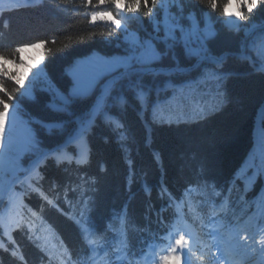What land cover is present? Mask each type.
<instances>
[{
	"label": "trees",
	"instance_id": "obj_1",
	"mask_svg": "<svg viewBox=\"0 0 264 264\" xmlns=\"http://www.w3.org/2000/svg\"><path fill=\"white\" fill-rule=\"evenodd\" d=\"M216 2L214 11L208 0H148L147 7L142 0L137 16L129 12L130 25L153 38L154 22L162 37L165 16L175 20L194 52L200 47L196 33L187 37L193 23L202 34L208 20L215 35L204 42L203 55H188L184 43L166 51L154 39L166 55L151 65L181 73L125 75L78 141L43 158L7 197L16 175L0 179V264H90L92 247L108 264L120 263L122 250L137 261L146 243L160 239L179 217L181 201L191 221L225 201L219 216L242 231L231 254L241 264H261L264 58L263 41L253 42L264 32V0L250 14L242 9L245 18L232 25L222 14L228 0ZM90 8L79 0H0V54L17 61L16 48L45 43L47 78L54 91L68 95L74 82L67 70L76 60L126 49L113 25L89 22ZM255 25L263 26L248 38ZM0 79L10 93L17 89L6 129L12 135L21 125L31 131L27 167L77 134L108 80L56 113L49 90L27 97L14 80ZM16 152L0 138L1 164H10ZM191 188L195 193H188Z\"/></svg>",
	"mask_w": 264,
	"mask_h": 264
},
{
	"label": "rangeland",
	"instance_id": "obj_2",
	"mask_svg": "<svg viewBox=\"0 0 264 264\" xmlns=\"http://www.w3.org/2000/svg\"><path fill=\"white\" fill-rule=\"evenodd\" d=\"M79 1L86 3V0H79ZM92 4H93L92 8L87 10V15L89 18L91 16V14H93V13L112 12L114 17L116 19H118L120 24H121V27L118 30L121 32L124 41H125L126 35L137 37V38H139V40L141 42H143L145 40H151L153 43V46L155 47L157 52L160 53V56L162 57V56L166 55V53H162L160 51L159 46L155 42L154 38L151 37L149 34H147V32L144 30L146 32L145 33L143 31V28H141V27L140 28H134L130 25L131 22H129V20H127V19L131 15H129V11L127 10L126 6L122 10H117L110 4L106 5V6L96 7L97 2L94 3V0H92ZM235 10H236L235 5H233V8L230 9V11H235ZM137 13H138V11L134 12L132 15L135 17V16H137ZM120 16H122L124 18H121ZM126 17H128V18L126 19ZM226 20H227V23H228V21H231L232 22L231 25L237 24V22L239 21V19L236 18L235 16L227 17ZM96 23L111 24L110 22H102V21H97ZM111 25H113V24H111ZM206 26H208L209 29L212 32H214V28L211 25V23L208 22V20H207ZM261 37H264V32L258 33V35H257V37L253 43L255 44V42H257L258 39H261ZM262 44H264V41ZM124 51L125 52L121 55H115V56H111V57L104 56V55L100 54L99 52H93L91 55H89L87 57L80 58V59L76 60V62L67 70L68 74L70 75V77L72 78V80L74 82V85L71 88L70 92L73 89H81L84 92L83 96H87L93 92V90L97 87V85L99 84V82L102 78L107 77L108 80H107V82L103 88V91H102V93H103L104 90L106 89V87L111 83V80L113 79V77L116 76V75L115 76H112V75L116 74V73H117V75H119V74L124 72V69H122L119 66L118 62L121 61L128 52V44L127 43H126V49ZM15 63L17 65H20L21 63H23V65H25V66H23V67L15 66L14 67L12 64H8V65H6V69L10 75H12L13 77H18L20 80L23 81V84H24L23 89H24L25 93L29 92V90H31L29 97H32L34 95V92H36L37 90L47 89L50 92H52V94H53V92H56V91H54L53 87L51 86V84L47 78L46 71L44 69V49H33V48L29 47L28 51H26L22 54V58H21V56H19V59L17 61H15ZM152 69H157V67L149 65L146 68L145 67H137V68L133 69V71H136L139 73H147L149 70H152ZM181 71L182 70H178V73H181ZM41 72H43V75L40 76L39 79H37V73H41ZM118 72H120V73H118ZM173 72L174 71H172V70H169L167 72L164 71V73H173ZM157 73H160V72H157ZM220 86H221V84L219 83V87ZM56 93H58V92H56ZM61 95L67 96L66 94H61ZM217 106H218V103L213 104V105L210 104V105H207L205 110L208 111V110L216 108ZM91 112H92V110H91ZM30 135H31V131L29 130L28 127H26L24 125H21L19 127L17 135H12L5 127L3 137H0V138L6 139V142L9 144L16 145L17 152L15 154L13 161L10 164L4 165V164L0 163V179L5 178V177L10 178V176L16 175L12 179V182H14V180H17L20 176H23L22 177V179H23L24 174L29 173L30 168H29V166L27 167L25 165L24 156L26 155V152H27L26 148L30 142ZM71 137H73V136H71ZM79 148H80V151H83L82 150L83 148L81 147V145ZM252 179H253V176H250L249 178H247V182L252 180ZM18 182L19 181H16V184ZM13 188H14V186H11V185L9 186L7 193L5 195L6 197L8 196V193ZM198 219L199 218H195V220H198ZM181 227L182 226L179 225L178 227L175 226L173 228V230H175L177 232L178 238L180 236H183L182 231H181L183 228H181ZM193 227L196 228V234L198 235L199 238H197V240H194L192 238H185V240L187 241V245L182 247V248L189 252L188 253L189 259H188L187 264H191L190 261L194 264H209L210 259H212V256H214L213 248H212V242L210 240V235L207 236L205 234V232H203V233L200 232L201 229L202 230L205 229V227L203 225H200V227L193 225ZM196 247H199V250H200L198 257H197V254L195 253ZM164 252H167V250H164ZM168 252H170V251H168ZM182 254H184V253H182ZM180 255L181 254H179V256ZM162 256H164L163 253H160V254L157 253V255L155 256L157 262L161 263V257ZM197 258H198V261L195 260ZM140 264H144V262H141ZM181 264H186V263H185V261L182 262V260H181ZM215 264H216V262H215Z\"/></svg>",
	"mask_w": 264,
	"mask_h": 264
},
{
	"label": "snow or ice",
	"instance_id": "obj_3",
	"mask_svg": "<svg viewBox=\"0 0 264 264\" xmlns=\"http://www.w3.org/2000/svg\"><path fill=\"white\" fill-rule=\"evenodd\" d=\"M15 2V0H14ZM35 2H39V0H35ZM167 2V0H166ZM261 0H228L226 4L223 5L222 14L225 17H233L235 16L238 19L243 20L245 18L244 12L242 9L246 8L247 12L250 14L252 11L260 4ZM142 0H98L96 7H101L105 5H112L117 10H122L127 8L129 12H137L141 9ZM156 0H152V4H155ZM210 7L215 11L217 9L216 0H208ZM86 4L88 6H92V0H86ZM235 5V11H230ZM143 6H148V0H143ZM151 14V12L149 13ZM97 21L102 22H110L115 26L116 29H120L121 24L118 19H116L112 12H100L93 13L90 16V23H96ZM231 25V21H228ZM154 33L156 34L154 39L158 43H162L165 46L166 51H171L172 48L177 43H184L185 50L188 55H203L205 54L204 42L207 39H211L214 37L215 33L212 32L208 26L205 27L203 33L199 32L197 26L193 23L192 27L187 30L188 41H191L193 38V33H196V38L200 44L199 49L195 52L189 46L188 43L185 42L184 37L186 30L180 26L178 22L175 20L169 21V18L165 16L163 21V36L161 37L159 34L161 32V26L154 22ZM179 31L181 33L180 38H177L175 33ZM261 41H264V37H261ZM125 42L128 44V52L125 57L119 61V66L124 69L123 75H141L142 73L134 72L133 69L137 67H148L152 63L158 61L161 56L160 53L157 52L151 40H145L141 42L139 38L134 36H125ZM55 43V41H53ZM29 47L33 49H44L46 47L45 43H37L30 46L18 47L14 50V55H20L22 58V54L28 51ZM262 58H264V44H262ZM221 61H217L219 63ZM12 64L14 67L19 66L23 67V63L17 65L15 60L8 59L5 55L0 54V77H5L8 80H14L15 84H17L20 88L24 87L23 81L18 77H13L10 75L6 69V65ZM43 75V72L37 73V79ZM129 87H138V85L129 84ZM17 89H13L12 93H10L5 87V83L3 79H0V93L3 94V97H0V137H3L5 131V125L9 119V110L11 107V103L14 101V94ZM31 90L29 92L24 93L25 96H30ZM84 94L81 89H73L67 96L61 95L59 93L53 92V99L50 103V108L53 112L63 113L66 112L69 108L70 104L77 98L82 97ZM140 95V94H138ZM117 102L120 104L124 103L122 97L117 98ZM17 111H19V105H16ZM101 105L98 103L96 107L92 110L91 113L81 122L80 129L77 134L73 137H70L68 140V144L73 143L75 140L79 139L80 135L91 125L93 122L97 111H99ZM13 121H15L16 116L15 113L12 116ZM42 155H50V153H43ZM39 161H37L38 163ZM187 245V241L184 236H180L179 239L175 240V246L172 247L171 252L167 255L161 257V264H181V257L177 255V249L182 248Z\"/></svg>",
	"mask_w": 264,
	"mask_h": 264
},
{
	"label": "water",
	"instance_id": "obj_4",
	"mask_svg": "<svg viewBox=\"0 0 264 264\" xmlns=\"http://www.w3.org/2000/svg\"><path fill=\"white\" fill-rule=\"evenodd\" d=\"M262 26H263V25H255L254 29H253L252 32L249 34L248 38H249V37H250V36H251V35H252L257 29H260ZM202 61H203V60H199V63L202 62ZM169 70H172V71L178 73V70H176L175 68H172V69L157 68V69L149 70L147 73H148V74H153V73H156V72L164 73V71L167 72V71H169ZM138 71H139V70H138ZM134 72H136V71H134ZM123 76H124V75L121 73V74L116 75L115 77H113V79L111 80V83L106 87V89L104 90V92H103L100 96H102V95L104 94V97H107V96L112 92L113 87L118 83V81H120V80L123 78ZM100 96H99V97H100ZM99 97H97L96 101L98 100ZM92 109H93V108H92ZM97 116H98V115H97ZM97 116H96V117H97ZM96 117L94 118L93 122L91 123V125H90L87 129H89V128H91V127L93 126V123H94ZM87 129H86V130H87ZM86 130H85V131H86ZM85 131H84V132H85ZM84 132H83V133H84ZM83 133H82V134H83ZM82 134H81V135H82ZM69 138H70V137H69ZM69 138H67V139L65 140V142L62 143L60 146H58L56 149H54V150H52V151H48V152H46V153L53 154V153L57 152L58 150H60L61 148L65 147L66 145H68V140H69ZM46 156H48V155H42L41 157L35 159V160L32 162V164L30 165L29 173L32 172V171L35 169V167L37 166V164H38L43 158H45ZM37 161H39V162L37 163ZM29 173H27V175H28Z\"/></svg>",
	"mask_w": 264,
	"mask_h": 264
},
{
	"label": "bare ground",
	"instance_id": "obj_5",
	"mask_svg": "<svg viewBox=\"0 0 264 264\" xmlns=\"http://www.w3.org/2000/svg\"><path fill=\"white\" fill-rule=\"evenodd\" d=\"M105 99H106V97H104V94H103L102 96H100V97L98 98V100L95 102V104H94V106H93V109L96 107V105H97L98 103L101 105V108H102L103 105H104ZM101 108H100L99 111H97L95 117L99 114V112L101 111ZM93 109H92V110H93ZM170 239H171V237H170ZM150 254H151V253H146V259H145L144 264H161V263L157 262L156 257H153L152 260L149 259ZM158 254H160V253H158Z\"/></svg>",
	"mask_w": 264,
	"mask_h": 264
}]
</instances>
